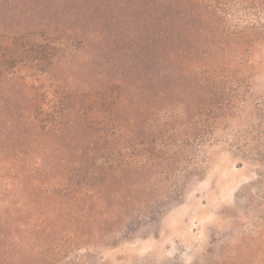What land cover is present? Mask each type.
<instances>
[{"label":"rangeland","instance_id":"obj_1","mask_svg":"<svg viewBox=\"0 0 264 264\" xmlns=\"http://www.w3.org/2000/svg\"><path fill=\"white\" fill-rule=\"evenodd\" d=\"M0 264H264V0H0Z\"/></svg>","mask_w":264,"mask_h":264},{"label":"trees","instance_id":"obj_2","mask_svg":"<svg viewBox=\"0 0 264 264\" xmlns=\"http://www.w3.org/2000/svg\"><path fill=\"white\" fill-rule=\"evenodd\" d=\"M108 158H109V156H108V157H105V156H104V160H105V161L108 160ZM92 161H93V162H96V158H93Z\"/></svg>","mask_w":264,"mask_h":264}]
</instances>
